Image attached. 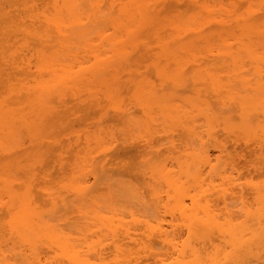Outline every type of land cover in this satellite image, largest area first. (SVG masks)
Instances as JSON below:
<instances>
[{
  "label": "bare ground",
  "instance_id": "obj_1",
  "mask_svg": "<svg viewBox=\"0 0 264 264\" xmlns=\"http://www.w3.org/2000/svg\"><path fill=\"white\" fill-rule=\"evenodd\" d=\"M167 1L0 0V154L10 157L0 160L1 260L44 244L65 264H93L125 250L123 237L132 264H264V0L240 12L189 0L194 14L169 23L170 40L151 32L169 61L154 68L159 84L131 78L124 99L118 74ZM17 3L22 11H6ZM72 102L97 106L98 125L113 112L124 127L59 147L48 133ZM127 143L140 148L141 178L121 186L112 152ZM43 146L58 153L55 184L33 172ZM104 231L121 238L91 242Z\"/></svg>",
  "mask_w": 264,
  "mask_h": 264
},
{
  "label": "rangeland",
  "instance_id": "obj_2",
  "mask_svg": "<svg viewBox=\"0 0 264 264\" xmlns=\"http://www.w3.org/2000/svg\"><path fill=\"white\" fill-rule=\"evenodd\" d=\"M214 1L221 2V4L223 6H226L227 8H230L231 4H233L232 6L236 5L237 7L235 6V8L238 9V10H236V12H238V11L240 12L242 10L245 11V9L248 7L249 2H250V0H214ZM37 2H40V1H37ZM257 2H259V0ZM16 5H18V3ZM16 5L13 8L10 7V8H7V9H6L7 6H5V9H6V11H8V10H11V11L12 10L22 11V9L24 8L23 5L22 6L21 5L16 6ZM157 9H158V15L156 17L157 20L153 22V26H152V28H150V31L148 30L149 28H145V27H143V28H141L139 30L140 32H139V38H138V40H139L138 41V47H137L136 50L132 51V55L130 56L128 61L124 64L126 66L125 69H123L124 71L121 70L120 75L118 74V78H119L118 81L120 82V86L119 87H120V90L122 91V92L120 91L121 92V97L124 98V99H129L130 96H131V93H133L132 92L133 91V87L131 89H129L131 86H133L132 85L133 83L130 82L129 79L131 80V78H132V81H135V80H139V79H141L143 77H146L147 79H149L150 81H152L153 83L158 85L160 80L157 79L158 76H157L156 73H154L155 72L154 68H156V65L161 66V65H163L164 62H165V65H166L169 62V61L164 60L162 57L158 58L157 55L155 54L158 51L157 43H156V40L154 38V35L151 34V32L152 31H154V32L158 31L160 33V35H162L163 38H165L166 40H170L171 36L173 35L174 32L171 29V27L169 26V23L171 21H177V20L186 19L189 16H191L192 14H194V10L192 9V3L189 0H169V1H167V3H164L163 5L158 7ZM263 10H264V8L261 11H263ZM210 26H212V23H211ZM213 28L214 27H212V30L215 29V28L214 29ZM215 31H217V30H215ZM215 31L213 33H215ZM184 40L185 41L186 40H190V37L185 38ZM145 43H146V45H145ZM196 44L198 46L204 45L201 42H198V43L196 42ZM198 46H197V48H198ZM155 63H157V64H155ZM165 65H163V66H165ZM171 67L173 68L172 65H171ZM171 67H170V69H171ZM119 87H118V90H119ZM186 89H188V86L186 87ZM120 92H119V94H120ZM182 92L183 91L181 90L180 93H182ZM186 93L189 94L188 91H186ZM91 103L92 102H90L88 104L81 103V104H76L74 106H73V104H74L73 102L69 103L68 104L69 106H70V104H72V106H73L70 110H72V112H74L72 114V112L70 110H68V111H70V112L67 111V113H69V116H68V114L66 115V111L63 110L65 108H63V107L59 108V110L61 109V113H60L61 115H62V112L65 111V113L63 112V114L66 115V116H64V115L62 116L63 118H65L63 124L61 125V123L59 124V122H58V121L62 120L63 118L57 121L59 126H57L58 125L57 122H56V124H57L56 126L52 123L53 127H51V128H53V131H52V129L50 131L49 127L51 126V123H48L50 125H47V123H46V125L49 126V127H47V129L49 130L48 134H50L52 132L51 136L56 137V139H57V136H58L59 140L57 139L55 142H53L54 144L56 143V145H58L60 147L64 143H67V142L72 143L73 141H75L74 139H76V135L77 134H83L82 132H86V131L91 132V131L95 130L96 128H104V127L106 129L111 128L110 130H112L115 133L117 131L120 132L122 130V128L124 127L122 125V123L118 122L116 120V118H113V119L110 118L111 115L114 116V114H112L113 112H108L105 116H103L104 117L103 118L104 119L103 122L100 125H98V123H96V122L99 119L98 118L99 117L98 113L101 114V111L97 112L98 107L97 106H92ZM102 103H104V102H102ZM66 117H68V118H66ZM96 124L98 126H96ZM107 126H109V128H107ZM121 126H123V127L120 129ZM61 131H62V133H63V131H65V132H68L69 134L67 136H60V135H62ZM65 132H64L63 135H65ZM24 135L26 136L25 133L23 134V136ZM24 137H23V139H25L27 136L25 138ZM26 140H27L26 142L24 140V143H25L24 146L27 147L26 150H30L31 144L29 143L28 138ZM60 140H61L62 143L58 142ZM227 142H226L227 145L230 146L231 142H229V141H227ZM53 143L52 144L51 143L50 144L49 143H44V145H52L53 147H55L56 145L54 146ZM73 144H74V142H73ZM73 144L71 145V147L72 148L76 147L75 145L73 146ZM81 145L82 144H80V146H78L77 149L79 147L81 148ZM52 146H50L49 148L47 146V149H46V146H43L44 148L41 149L43 152L41 151L42 153H40L41 154L40 157H42L40 159H43V161L41 160V162H40L41 164L39 163V165L35 164L34 165V169H33L34 170L33 172L35 173V171H36V174H38L39 177L41 176L40 174H42V175L44 174L43 171L45 173L48 172L50 175L46 178V180L49 179L50 181L49 180H47V181H49L51 183H52L53 180L57 181V180H59L58 178L62 177V176H60L61 175V170L55 164L56 163L55 160H57L56 156H58L59 151H61V149L65 148V147L64 148H62V147L59 148V147L56 146L57 148L55 147L56 148L55 149ZM63 146H67V145L64 144ZM50 148H51V150L52 149L57 150L58 153L56 151H54V150H53V152H55V153H53L50 150ZM139 150H140V148H137L136 145L133 144V143H127V144H123L121 146H117L113 150L112 158L114 159L113 162L115 163L113 165V168L116 170V172H119V174L115 175L114 178H113V181L115 182V184L118 183L117 179L118 180L120 179L121 181L122 180L124 181L125 184H122L120 182V180H119L118 184L121 185V186L122 185H126L129 180L132 183L133 182L134 183L135 182L138 183L140 181L141 175L139 174V170H140V168L142 166V162H140L141 156H139L140 158L138 157ZM22 152L19 151L16 155H19V153L22 154ZM43 153H44V156L42 155ZM52 153L54 154L53 156L56 158L55 159L52 156L54 158L53 160L55 162H53V160L50 159ZM68 153L70 155H69V159L67 160V162H69V160L70 161L73 160V157H71L72 159L70 158L71 155L73 156V153L72 152L71 153L68 152ZM68 153H66V154L64 153L63 155L67 156ZM8 158H10V157L3 156V155L0 154V160L1 161L5 162L6 160H8ZM20 158H22V157L20 156ZM23 163H25V161L22 160V164ZM35 166H38V167H35ZM39 166H41V167H39ZM66 168L64 167V169H66ZM45 170H47V171H45ZM17 176H21L23 178L24 174H23L22 171H19L17 173ZM39 177H38V179L36 181H39V180L42 181V179H41L42 176L40 177V179H39ZM125 179H126V182H125ZM49 182H48V184H50ZM45 184H47V183H45ZM52 184H55V182L52 183ZM49 186H51V184ZM115 188H117V187L115 186ZM117 189L120 190V187L117 188ZM118 192L116 191L115 193H118ZM63 211H59L60 214L63 213ZM66 211L67 210H65V213H63L62 215L56 213L59 216L54 214L55 217L57 216L56 219L57 220H60V219L62 220V218H67V217H71L73 215L74 216L76 215L75 214L76 212L75 213L74 212L71 213L72 211L70 212V209L68 210V212H66ZM125 215H126L124 217L125 221L128 222L129 220H131L130 219L131 216H129L128 214H125ZM57 220H54V221H57ZM138 232H140V231H138ZM66 233L70 234V235H76L73 232V230H71V229H66ZM1 234L2 233L0 232V235ZM4 238H6V236H3V238L0 236V243L1 242L3 244L6 243V241H3V240H5ZM114 238L115 239H117V238L120 239L121 237H118V236L114 237L109 232H105V233L98 232V233H96V235L92 236L90 239H91V242H92V240H94V242H96L97 240H100L101 241L100 243H95L97 245L98 244H110L111 245V243H112L111 241L114 240ZM121 240H122V241H120L121 243L122 242L126 243V244H124L125 246L124 245L122 246V248H125V250H122L120 252H116L111 247L110 252L107 255H105L104 258H102V259H99V258L95 257V255H93L95 257L94 258L91 255L90 256V262L93 263V264H132V262L128 263V262L124 261V258L130 252H132V243L129 244L127 238L124 239L122 237ZM80 241H81L82 245L85 244V243H83V240H80ZM89 241L90 240H88V242ZM131 257H132V254H131ZM0 264H65V263L63 262V260L60 257H58V255H56L55 253L51 252V250H47L45 248V245L41 244V245H38L37 248H35V254L34 255L26 256V257H20L19 256L16 260H13V259L1 260L0 259Z\"/></svg>",
  "mask_w": 264,
  "mask_h": 264
}]
</instances>
